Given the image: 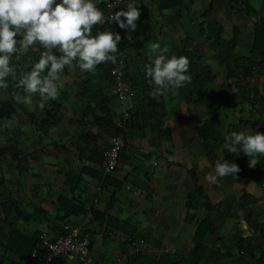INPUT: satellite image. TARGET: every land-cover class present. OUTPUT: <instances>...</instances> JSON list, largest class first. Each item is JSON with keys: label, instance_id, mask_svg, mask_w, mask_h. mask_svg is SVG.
<instances>
[{"label": "crops", "instance_id": "crops-1", "mask_svg": "<svg viewBox=\"0 0 264 264\" xmlns=\"http://www.w3.org/2000/svg\"><path fill=\"white\" fill-rule=\"evenodd\" d=\"M31 1L35 8L43 0ZM75 1L40 6L51 24L17 21L21 33L14 36L21 39L11 55L18 62L7 88L18 111L0 130L8 135L0 142L6 150L0 158L6 180L0 184V264H41L42 240L69 226L82 228L92 264H184L206 216L216 229L204 240L208 251L200 264H257L264 251V180L225 170L224 145L207 153L198 129L208 107H216L222 133L238 135L233 147L245 153L247 165L260 158L264 163V141L256 146L255 136L264 125V71L247 76L243 69L255 58L253 31L264 27V0H120L116 13L128 25L122 49L117 40L95 46L86 31L109 0H81L80 14ZM208 22L221 29L223 40L236 43L224 61L228 74L212 49ZM28 27L36 31L22 40ZM27 46L42 56L35 68L40 71L30 72L33 61L24 64ZM50 48L59 49L66 63L47 77L51 54L43 49ZM114 65L132 88L134 116L115 169L106 172L103 151L119 111ZM45 117L54 124L42 130ZM95 199L96 216L84 223L83 212ZM249 209V220L263 229L259 235L244 219ZM34 236L41 245L26 256L24 238ZM239 237L252 238L257 247L239 250ZM8 240L13 252H5ZM52 264L78 262L60 256Z\"/></svg>", "mask_w": 264, "mask_h": 264}, {"label": "trees", "instance_id": "trees-1", "mask_svg": "<svg viewBox=\"0 0 264 264\" xmlns=\"http://www.w3.org/2000/svg\"><path fill=\"white\" fill-rule=\"evenodd\" d=\"M52 0H43L41 1L40 6L47 5L51 3ZM242 3L246 2V0H240ZM40 6H35V8L31 9L26 5H23L21 0H0V14L3 12L6 13L5 20L0 23V38L2 37L3 32L13 33V30H10L11 25L16 21L18 18L19 11L22 12H29L25 14L24 17L21 18L23 23H32L34 25L35 22H42L44 24H51V21L48 20L43 11L39 10ZM75 10L78 14H80L82 3L81 0L75 1ZM104 7L105 5L100 4L99 7ZM248 9V8H247ZM39 10V12H38ZM30 11L34 12L32 14V19L30 18ZM41 11V12H40ZM252 9H248L247 14L251 15ZM29 23V24H30ZM127 23L125 18L120 16V13H116L112 20H109L105 24L97 27L96 24L89 27L87 31L89 39L93 42L95 46L103 44H110L113 43L114 40H117V49H122L126 45V41L124 38V32L127 29ZM96 28L98 29L100 35L97 33ZM206 31L210 32L212 36V49L215 53V56L220 60V63L223 67H225L226 73L232 72V69L226 65L225 58H231V50L232 46L236 44L235 42H228L222 39L221 37V29L216 28V25L213 23L208 22L206 26ZM45 55L48 53L51 54L48 62L45 64V72L43 76H49L53 71L55 66L60 62L63 66L66 63V60L59 54V49L50 48L46 49ZM253 53L255 54L254 59L248 60L243 65V69L245 75H251V73H255V71H264V27L255 26L253 31ZM258 54V55H257ZM258 56V57H257ZM24 64L26 62H35L37 65H42V56L37 52L30 50V48L25 49L24 55ZM27 61H26V60ZM25 67V66H24ZM26 71V70H25ZM124 75V74H123ZM111 77V75H110ZM149 78V77H147ZM112 79V78H111ZM113 82V81H112ZM262 99V98H261ZM256 101V100H255ZM18 111L17 104L13 103L10 100L1 101L0 102V121L2 120H12L15 113ZM208 117L203 121L202 125L199 127V135L201 139L204 141L205 150L207 153L213 150L215 147L224 145L223 147V159L222 165L228 172L232 173L236 178H250L255 181H263L264 180V163L262 159L257 161L254 165H247L245 162V153L243 151L237 152L236 149L233 147V144L238 137L236 133H222V125L217 113V109L214 106L208 107ZM134 114H132V117ZM131 117V120H132ZM130 120V121H131ZM111 121V120H109ZM54 124V121L47 120L45 117L44 120L40 121L39 125L42 127V130L49 125ZM2 125V123H1ZM1 130V129H0ZM117 131L115 130V133ZM256 136V146H258L262 141H264V125L259 126L255 130ZM230 139V143H226L227 140ZM126 140V138H125ZM212 141V142H211ZM6 154L5 148L0 147V158ZM6 183L5 178L0 177V184ZM248 198L247 194H243L242 199L243 201ZM209 208V205L206 206V209ZM76 211L75 213H77ZM91 212L93 217L96 216L97 211L90 207L88 210H84L83 213L87 214ZM253 216V211L251 209L247 210L244 213L245 221L250 223L254 234L259 235L260 232L263 231L262 227L256 224L254 221L249 220ZM193 216H190L192 219ZM191 221V220H189ZM216 227L212 220L209 217H204L200 220L196 225L195 234L193 236V246L189 255L184 259V264H200L208 251L207 246L204 244V240L206 236L210 233L215 231ZM64 233H61L62 235ZM12 234L10 235L11 238ZM13 239V238H11ZM26 242H28L30 249L27 251L26 256L31 255V251L37 248V245H41V241H36V236L29 238H24ZM23 239V240H24ZM10 241L8 240L6 244H4L5 252L12 250ZM38 245V246H39ZM250 249L251 252L257 244L253 242L252 238H244L239 237L237 239V248L239 250ZM13 252V250L11 251ZM41 257V264L43 262V254ZM257 264H264V251L261 250L260 255L256 259ZM15 264V262H14Z\"/></svg>", "mask_w": 264, "mask_h": 264}, {"label": "built area", "instance_id": "built-area-1", "mask_svg": "<svg viewBox=\"0 0 264 264\" xmlns=\"http://www.w3.org/2000/svg\"><path fill=\"white\" fill-rule=\"evenodd\" d=\"M120 0H109L105 8L98 11L99 27L103 23L112 20L115 16L116 6ZM82 13L84 9H82ZM97 33L100 35L98 29ZM110 75L114 85L115 97L118 101V114L113 119V126L117 131L112 138V141L104 151L102 166L106 172L115 169L120 150L125 142L127 135L128 124L132 117V105L130 98L133 94L131 86L125 81L123 71L118 66L114 65L110 69ZM97 199L93 202V208H97ZM93 214L87 213L84 217V223L89 222ZM43 262L42 264H52L54 258L64 256L67 259H73L78 264H92V257L90 255V245L86 236L82 232L80 226H69L66 228L64 234L59 235L53 239L42 240Z\"/></svg>", "mask_w": 264, "mask_h": 264}, {"label": "rangeland", "instance_id": "rangeland-1", "mask_svg": "<svg viewBox=\"0 0 264 264\" xmlns=\"http://www.w3.org/2000/svg\"><path fill=\"white\" fill-rule=\"evenodd\" d=\"M21 2H22L23 5H26V6H28L31 9L34 8L35 2H32L31 0H21ZM30 2L32 4H30ZM26 13L29 14V12H26ZM26 13L22 12V11H19L18 18L16 19V21L10 27V30H13V32H14L13 35H12V33H8V32L5 31V32H3L2 37L0 38V70H1L0 71V76H3L4 77V81H5V83H1L0 84V99L2 98L3 101L9 100L11 98L10 93H8V88L7 87H9V85L13 81L12 80V73L14 71H16L12 67L13 63L15 62L14 64H16L18 62L17 61L18 59L15 56H12L11 53L14 50V44L16 42H18L19 39H21V38L15 37L14 35L18 31H19V33H21V30L19 29V25L20 24L17 21H21V18L24 17ZM33 13L34 12L30 11V15H31L30 18L31 19H32V14ZM5 17H6V13L5 12L0 14V23L5 20ZM37 27H38V25H37ZM59 30H62V31L63 30L66 31L67 30L68 31L66 25H60L59 26ZM32 31H36V28L28 27L26 32H22V35H23V39L22 40H24V38H25V40H29L31 38L30 33H32ZM22 35L20 34V37ZM33 63H35V62H33ZM36 65H37V63H35V65H34L35 67L34 68H30V72L34 73L36 70H39V71L41 70V69H35V68H38ZM15 73L19 74L18 72H15ZM3 121H5V120L0 121V123L3 122ZM4 128H6L5 125H3V124L0 125V129L3 130ZM4 133L5 132H0V142H1V144H3L4 141H6V137L8 136V135H6ZM43 157L46 158L45 155H43ZM32 171L37 173V174H41V171H39L38 168H32ZM0 175H2V173H0ZM4 175L7 176L6 174H4ZM32 182L33 183L44 184L42 178L40 180H39V178H37V179L34 178V181H32Z\"/></svg>", "mask_w": 264, "mask_h": 264}]
</instances>
